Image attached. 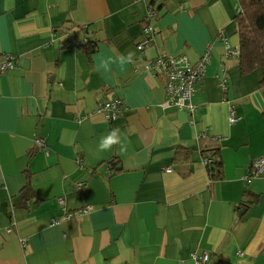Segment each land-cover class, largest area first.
<instances>
[{
  "label": "crops",
  "instance_id": "crops-1",
  "mask_svg": "<svg viewBox=\"0 0 264 264\" xmlns=\"http://www.w3.org/2000/svg\"><path fill=\"white\" fill-rule=\"evenodd\" d=\"M151 8L155 34L138 50ZM239 9L235 0H0V59L14 61L0 73V264H194L204 251L206 264H264V171L245 179L264 157V72H243L226 54L238 48ZM205 52L187 111L174 102L183 69L156 61L194 65ZM112 100L114 120L99 113ZM113 129L127 137L123 154L119 144L99 150Z\"/></svg>",
  "mask_w": 264,
  "mask_h": 264
},
{
  "label": "built area",
  "instance_id": "built-area-1",
  "mask_svg": "<svg viewBox=\"0 0 264 264\" xmlns=\"http://www.w3.org/2000/svg\"><path fill=\"white\" fill-rule=\"evenodd\" d=\"M149 16L147 19L143 20V26L140 32L139 40L136 43V48L138 50H143L145 47H147L150 42L152 41L154 34H155V28L153 24L150 22V18H153L152 13L156 14V11H154L152 8L148 9ZM84 43H89L90 40L88 39V36H84L83 38ZM239 49L238 48H231L229 45H226V54L228 56H239ZM156 63L158 65L165 66L167 64H170L171 67L175 70H181L184 71V80L183 84L180 87V91L176 96V99L174 100L176 105H179L183 108H185L187 111H191L193 108V104L191 103L192 95L195 93V84L200 81V79L205 75L207 64L209 63V55L207 52H205L199 60L194 65H189V63L186 61L185 57L182 56L177 60H174L173 58H169L167 61L164 59H157ZM14 67V61L13 57L9 54L3 55V60L0 62V73L4 70L10 69ZM227 81L223 78L219 82V87L222 92L227 91ZM121 110L119 107V101L118 100H112V101H105L104 104H100L99 106V113H102L104 117L109 118L110 120H114L117 117L118 112ZM240 117L237 115L235 107L230 106L229 107V121L231 123L236 122ZM34 145L37 147H41L44 145V139L39 137L34 140ZM252 171L251 174L245 176V179L247 180L248 177L257 176L261 174L264 171V157H261L259 159H255L252 162ZM168 170V169H167ZM82 187V183L78 182L76 184V190H80ZM59 205L61 207L64 206L63 199H59ZM87 208H81L76 213H79L80 211L83 213L87 212ZM73 213H67V217H70ZM21 243L24 244V240H21ZM192 260L194 261V264H206L208 260V253L202 252L201 254L197 255L193 253L191 255Z\"/></svg>",
  "mask_w": 264,
  "mask_h": 264
},
{
  "label": "trees",
  "instance_id": "trees-1",
  "mask_svg": "<svg viewBox=\"0 0 264 264\" xmlns=\"http://www.w3.org/2000/svg\"><path fill=\"white\" fill-rule=\"evenodd\" d=\"M240 7L234 18L237 44L239 49V63L243 72L255 68H262L264 72V0H235ZM67 29V28H66ZM3 60L0 59V62ZM264 86V76L261 80ZM264 118V112H263ZM219 159L213 166V179L221 176ZM31 189L27 181L19 193V197L28 196Z\"/></svg>",
  "mask_w": 264,
  "mask_h": 264
},
{
  "label": "clouds",
  "instance_id": "clouds-1",
  "mask_svg": "<svg viewBox=\"0 0 264 264\" xmlns=\"http://www.w3.org/2000/svg\"><path fill=\"white\" fill-rule=\"evenodd\" d=\"M133 56L134 53H128L127 56L121 55L118 58V63L121 66H124L126 64L133 63ZM113 61L109 60H104L101 62V67H103L106 71L110 70L108 65L109 63H112ZM128 140L127 137L124 138L122 141L119 137V129H113L107 136H104L101 138L100 143H99V150L101 151H107L110 150L113 145L119 144V152L121 154L125 153L127 151V146H128Z\"/></svg>",
  "mask_w": 264,
  "mask_h": 264
},
{
  "label": "rangeland",
  "instance_id": "rangeland-1",
  "mask_svg": "<svg viewBox=\"0 0 264 264\" xmlns=\"http://www.w3.org/2000/svg\"><path fill=\"white\" fill-rule=\"evenodd\" d=\"M239 57V56H238ZM204 77V76H203Z\"/></svg>",
  "mask_w": 264,
  "mask_h": 264
}]
</instances>
